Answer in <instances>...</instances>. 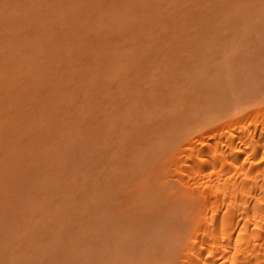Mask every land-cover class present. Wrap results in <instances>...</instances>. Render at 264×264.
Here are the masks:
<instances>
[{
  "label": "rangeland",
  "instance_id": "rangeland-1",
  "mask_svg": "<svg viewBox=\"0 0 264 264\" xmlns=\"http://www.w3.org/2000/svg\"><path fill=\"white\" fill-rule=\"evenodd\" d=\"M1 1L0 264L179 263L185 218L148 172L235 88L264 97V0Z\"/></svg>",
  "mask_w": 264,
  "mask_h": 264
},
{
  "label": "bare ground",
  "instance_id": "bare-ground-1",
  "mask_svg": "<svg viewBox=\"0 0 264 264\" xmlns=\"http://www.w3.org/2000/svg\"><path fill=\"white\" fill-rule=\"evenodd\" d=\"M1 2H4V1H1ZM4 4H5V2L3 3V7H4ZM5 20H7V19H5ZM228 77H229V75H228ZM230 80H231V78H230ZM123 84H125L124 81H123ZM230 84H232V82ZM228 88L231 90V88L229 86H228ZM229 89H227V85H226V89H224V90H227L228 92L226 91V92H224V94L226 93L227 96L230 94ZM235 90L239 92L238 89L235 88ZM236 91H235V94H233L234 99L232 98L231 95H229V97L231 99H227V104L229 105V106L228 105L227 106L229 108L227 106L225 107L226 100L224 99L223 102L225 104L223 102L220 103V104L224 105L222 107V109H220V107H219L220 112L217 111L216 109L214 110V112L211 111L210 113L208 111H206L208 114L202 113L205 115H202V116L197 115L198 117L199 116H201V117L195 118L193 121L191 119L192 123L190 121H188V123H187L188 125H187L185 122L184 126L186 127V125H187V127L185 128L184 126H182V127H184V129H183V131H181V134L178 133V136H177L176 135L177 132H174L173 133L174 137L171 135L173 137L172 141H174V142H170V143H172V145H170V147H168L169 144L167 145V147L169 148L168 150H166V151L163 150V149H166L167 147H165V148L159 147L160 142H159V140L158 141L156 140V143L159 142V144L158 143L156 144V145H159L157 147H159L160 149L162 148V150L164 151V153H163V151L159 149L161 151V153H159L158 151L156 152L157 154L159 153V155H162L163 160H164V162L161 161V163H160L162 166L159 165L157 168L154 166V168L157 169L156 170L153 168L154 170H156V172L153 170L154 173H151L152 171L150 172L149 169L147 170L146 169L147 166H145V163H144V166L146 167L145 169L147 170V172L149 171L148 173H150L151 176L156 174L155 175L156 177L153 176L152 179L153 178L156 179V180H153L154 182L157 181V179H158V182H155L156 183L155 185H158V186L160 185L159 187L161 188V190L163 192L160 190V188L158 186H153V187H156V190L159 188L160 192H162V193H160V194H162V197H164V195L167 196L165 198L167 203L169 201H170V203H172L171 201H174L177 204L176 205L173 202L172 206L173 207L175 206V208L177 207L176 211H178L180 215L178 213H176L175 211H173V213H176V215L178 214L179 216L182 215L183 216L182 218H185V221L183 219V222H184L183 225L186 224V226H182V227H184V229H186L187 231L184 230V232L186 231V233H183L185 235V237L182 236L183 241H184L183 247H182V252H181V249H180V251H178V252H180L179 256H182V257H180V260H177V262H179L177 264H264V97H262L261 95H260L261 98L257 96L258 94L261 93L262 90L258 94L256 93V91H254L256 93V96H255L254 92H252L253 93L252 95H251V93L248 94L247 92H245L246 94L243 93L245 96L242 94L243 97L241 95H240V97H238L239 95ZM242 91L244 92V90H242ZM248 91L250 92V90H248ZM248 95H249V97L247 98ZM262 95H264V94L262 93ZM250 96H252V97L250 98ZM256 97L258 98V100L255 101V99H257ZM93 98L95 99L96 97H93ZM243 98H245V99H243ZM251 99H253V100H251ZM228 100H231V101H228ZM91 101H94V100L91 99ZM94 103H96V102H94ZM94 110H95V108H94ZM96 110H98V108H96ZM215 112H217V113H215ZM98 113L100 114L101 112H98ZM3 117H5V116H3ZM194 117H196V116H194ZM95 120H97V119H95ZM189 122H190V124H189ZM95 123H97V122H95ZM96 125L97 124H95V126ZM100 127H98V128H100ZM150 135H151V138L159 136V135H156V136L152 137L151 133H150ZM176 137H177V139H176ZM149 138H150V136H149ZM163 138H165V137H163ZM130 139H128V140L130 141ZM165 139L167 140V138H165ZM93 140H95V139H93ZM96 140H97V138H96ZM154 140H155V138H154ZM97 141H99V140H97ZM129 141H127V142H129ZM153 141H151V142L153 143ZM160 141H161V143L163 142L162 140H160ZM169 141H171V140H168V142ZM93 142H92V144H93ZM102 142H104L103 144H105V141H102ZM102 142H100V143H102ZM130 142H132L131 144H133L134 139L132 138V140ZM106 144L104 146H106ZM127 145H130V144H127ZM152 146L155 147L153 144H152ZM94 147L96 149L97 146H94ZM111 147H112V145H111ZM134 147H132V148L134 149ZM153 147H152V149L155 151V148H157V147H155V148H153ZM107 148H109V146H107ZM107 148H104V149H107ZM125 149H126V145H125ZM131 149L129 148V150H131ZM94 152H96V151L94 150ZM98 154H101V153H98ZM150 155H151V153H150ZM145 156L147 157L146 154H145ZM154 156L158 157V155H156V154ZM150 157H148V159ZM152 158H153V155H152ZM148 159H144L143 161L145 162V160H148ZM155 159H157V158H155ZM98 160L99 159H97L96 161H98ZM157 160H160V158ZM91 161L96 162L94 158ZM99 161H101V160H99ZM153 162H155V161H153ZM153 162H151V163H153ZM146 163H148V162H146ZM151 163H149V164L151 165ZM101 164H103V163H101ZM94 165H96V164L94 163ZM103 165L105 166V164H103ZM153 165H154V163H153ZM122 166H124V165H122ZM141 166L144 167L143 162H142V165H140V168H141ZM150 167H153V166L151 165ZM100 168H102V165ZM100 168H98V169H100ZM96 169H94V170H96ZM150 169H152V168H150ZM140 170L143 171V169H139V170H137V172L134 171L133 173L136 174V173H138V171L140 172ZM142 171H141V174H139L140 177H142L143 176L142 173L145 172V171H143V172ZM88 172L90 174V171H88ZM93 172L94 171L92 170V174H93ZM148 173H147V176L149 177ZM89 174H87V175H89ZM90 176H89V178H90ZM147 176H145V177L148 178ZM131 177H133V176H131ZM132 179H134V178H132ZM129 181H128V184H129ZM140 181L147 182L148 179H146L145 181H144V179L143 180L140 179ZM132 182H131V184H132ZM75 184H76V182H75ZM128 184L126 183V185H128ZM142 184L144 185V183H142ZM142 184H140V185H142ZM135 185H137V184H135ZM148 185H147V188H149ZM132 187L133 186H131L130 189ZM140 187H139V189H140ZM153 187H151L150 190H152ZM103 188H102V192L106 190V188L105 189H103ZM107 188H110V187H107ZM80 190L82 191V189H80ZM97 190H96V192H97ZM156 190H154V191H156ZM159 190H157V191H159ZM138 191L139 190H137V192ZM144 191L145 190H143L142 192H144ZM93 192H94V190L90 194H94ZM106 192H108V191H106ZM128 192H130V190ZM134 192H136V190ZM137 192H136V194H137ZM140 192H138L139 195H137V196H140V194H141ZM151 192L152 191H150L149 193L147 192V196L145 195L146 194V192H145V194H144L145 196L143 195L145 197L144 201H146V197L150 196L149 194ZM76 193H78L79 196L82 197V195H80V193L82 194V192H75V194L73 196H75ZM99 193H97V194H99ZM114 194H112V195H114ZM116 194H115V196H112L113 198L111 197V195H109L111 197V198L109 197V200L110 199L115 200L117 198ZM152 194L154 197L153 192H152ZM102 195H104V193H102ZM158 195H159V193H158ZM90 196L91 197L93 196L92 199L95 198L94 195H90ZM75 197H77V196H75ZM91 197H88V198H91ZM96 197H97V195H96ZM114 197H116V198L114 199ZM157 197L158 196H156L155 198L157 199ZM168 197H169V200L167 199ZM77 198L79 199V197H77ZM106 198L104 201H102L104 198L103 199L98 198V200L100 201L99 203L102 205L103 203H101V202H105L107 200ZM149 198H151V196ZM159 200H160V198H159ZM77 201H79V200H77ZM139 201H140V199H139ZM139 201L137 203H134V204L137 205L139 203ZM144 201H143V203H145ZM151 201H153V200H151ZM151 201H147V202H151ZM115 202L116 201H114V203ZM160 202H162V201H160ZM80 203H81V201H80ZM99 203L97 202L98 205H99ZM108 203H109V201H108ZM111 203H113V202H111ZM82 204H84V203L82 202ZM97 204L95 203L93 205V200H92V204H91L92 207L97 205ZM169 204H167L166 207L169 206V208H170L171 205H169ZM130 205L133 206V203L132 204L130 203ZM148 205H150V204H148ZM153 205H155V203ZM160 205H163V204L160 203ZM160 205H158V206H160ZM85 206H87V205H85ZM85 206H84V208H86ZM79 207H81L80 209H82L83 205L81 206V204H80ZM139 207L140 206H138V208ZM156 207L157 206H155V208ZM173 207H171V208H173ZM93 208L96 209L97 206L93 207ZM100 208H102V206ZM147 208H149V207L147 206ZM147 208H146V210H148ZM150 208H152V207H150ZM97 209L99 212V208H97ZM128 209L130 210V207H128ZM128 209H125V210H128ZM171 210H173V209H170V210L168 209L167 211H171ZM117 211L118 210L116 208V213H117ZM139 211L141 212L142 210L140 209ZM101 212H102V210H101ZM140 212H139V214H140ZM145 213H149V212H145ZM99 214H101V213L99 212L97 214V216ZM151 215H153V214L151 213ZM154 215H155V213H154ZM88 216L91 217L92 214L88 215ZM97 216L95 217L96 221L100 222V221H98L99 217H97ZM179 216L177 218H179ZM174 217H175V215H174ZM89 219H91V218H89ZM144 219H146V218H144ZM144 224H145V222H144ZM106 226H107V224H106ZM89 227H90V225H89ZM185 227H187V228H185ZM161 230H159V231H161ZM182 231L183 230H181V232ZM112 233H114V232H112ZM116 235L117 234H115V236ZM126 237H127V235H126ZM155 237L153 239H155ZM80 238H82V237H80ZM109 239L112 240L111 238H109ZM109 239H107V240L110 241ZM119 239L120 238H118V241H120ZM82 240H84V239H82ZM179 240H181V239H179ZM111 243H113V242H111ZM153 248H155V247H153ZM177 248L179 249V247H177ZM170 253H173V252H170ZM161 255H163V254H161ZM165 257H166V255H165ZM157 261L158 260H156V262ZM172 261H170V262H172Z\"/></svg>",
  "mask_w": 264,
  "mask_h": 264
}]
</instances>
